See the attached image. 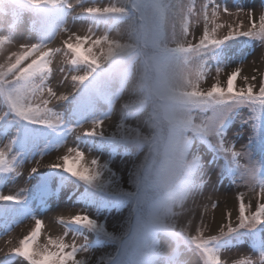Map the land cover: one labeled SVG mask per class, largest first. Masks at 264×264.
<instances>
[{
  "label": "snow or ice",
  "instance_id": "6c2138e0",
  "mask_svg": "<svg viewBox=\"0 0 264 264\" xmlns=\"http://www.w3.org/2000/svg\"><path fill=\"white\" fill-rule=\"evenodd\" d=\"M77 7L74 18L87 22L85 35L73 32L65 22ZM234 7L235 12L215 0H119L108 6H86L85 0H0V32H7L0 35V51L15 42L25 18L35 41L26 38L0 63V101L4 106L0 122L45 134L46 146H60L73 132L69 124L90 126L76 135V146L67 147L57 162L46 167L54 177L73 186L83 184L89 204L101 195L109 208L132 205L134 217L127 228L115 234L93 218L89 209H83V214L61 218L64 235L48 238L43 247L38 244L43 222L35 218L31 231L9 249L4 264H11V256L26 264H88L76 258L78 253H91L102 244H113L115 250L101 255L94 264H193V253L200 256V264H221L220 243L240 230L249 235L260 230L264 225V171L241 159L242 153L229 144L223 129L233 117L253 129L264 120V73L258 90L248 76L241 77L239 68L228 73L222 83V62L209 56L238 37L264 45V11L254 18L252 12H244L238 0ZM221 14L237 19L243 14L247 24L235 20L227 25L217 23ZM201 20L203 33L193 44L188 40L189 23ZM122 25L126 27L122 29ZM225 27L226 34L220 36L218 30ZM57 36L62 47L52 46ZM60 55L67 68L59 69L63 79L58 83L70 82L67 93H58L49 83L53 60ZM208 59L216 62L217 78L203 89L200 82L209 69ZM238 78L244 81L240 87ZM53 101H67L65 112L55 111L50 106ZM120 102V121L109 134L104 122L111 120L112 110ZM242 108L249 110L247 118L240 113ZM142 116L146 118L141 120ZM133 120L136 127H126ZM165 125L166 134L162 131ZM6 132L7 127L0 132V140H7L0 149V174L11 179L19 174L24 149H17L19 128L11 137ZM90 138L101 147L123 149L124 155L138 160L129 174L132 190L122 187L107 161L85 157L81 143ZM194 139L224 157L233 183L250 191L259 188L254 210L245 203L244 194H239L236 225L229 223L226 231L221 226L219 235L210 237L204 236L199 225L193 234L188 225L178 223L187 202L202 194L207 183L201 158L192 148ZM36 163L39 166V161ZM36 171V167L31 169V173ZM22 193L0 194V202L23 209L26 199ZM7 211L0 208V214ZM21 214L31 215L27 211ZM228 218L231 220V213ZM69 233L71 243L64 239ZM234 264H264V241L258 250Z\"/></svg>",
  "mask_w": 264,
  "mask_h": 264
},
{
  "label": "rangeland",
  "instance_id": "374dc122",
  "mask_svg": "<svg viewBox=\"0 0 264 264\" xmlns=\"http://www.w3.org/2000/svg\"><path fill=\"white\" fill-rule=\"evenodd\" d=\"M187 2V0H186ZM216 3L222 6H228L233 12L236 11L234 7L236 0H215ZM240 6L244 9V12H252L254 18L258 17L261 11H264V0H238ZM119 3V0H85L86 6H108L109 4ZM79 12L77 7L76 12L71 15L66 16L65 22L69 25L73 32L79 35H85L88 24L82 19L74 18ZM239 23L243 21L247 24V17L241 15L238 19L234 16H227L224 14L220 15L217 23L220 24H230L233 21ZM126 25H122L123 29ZM190 35L188 40L193 44L198 42L199 36L203 33V20L199 23L192 24L189 23ZM30 21L25 18L18 26V36L13 44H6L3 46V50L0 51V63H4L8 56L17 51L19 44L25 42L28 38L31 42H35L33 34L30 33ZM227 28H222L218 30V34L223 36L226 34ZM0 35H7V32H0ZM115 36V32L112 33ZM52 46L62 47L61 37L57 36L52 42ZM210 57H214L215 61L222 62L221 67L223 71L220 74V81L223 83L226 80L227 74L236 68L240 69V75L248 76L250 82L257 86L259 85L260 75L264 73V45H261L258 41L247 40L244 37H238L236 40L226 41L222 48L217 49L215 52L209 54ZM212 59H208L207 63L209 69L200 82V87L203 89L209 88L213 83L216 82V62ZM53 74L50 79V85L58 93H67L71 91L70 82H64L63 84L58 83V81L63 79V74L59 71L61 67L67 68L64 63L63 56H57L53 60ZM138 67V66H137ZM255 76L256 80L251 78ZM237 87L243 85L244 81L240 78L237 79ZM125 99H127V94H125ZM67 101H53L50 105L57 112H65L67 107ZM122 102L116 103L112 112L111 120H106L104 122V130L111 134L116 131L115 125L120 121ZM4 111V106L2 101H0V112ZM240 113L247 118L249 110L247 108H242L239 110ZM208 116L211 112L207 113ZM146 117L142 116L141 120ZM4 122H0L2 124ZM137 121H130L126 124V127L135 128ZM73 128V132L67 135L64 143L58 147H48L45 142L37 141L38 143L32 144V149L36 151L35 155H32L33 151L29 156L22 159L19 158L21 166H18L19 174L11 179H4L2 174L0 176V194H17L23 190V197L26 199V203L30 207V216L25 218H18L16 226L9 225L8 233L0 232V264L8 257L9 249L18 244L19 240L27 235L32 227H34V219L39 218L43 222V228L41 235L38 239V244L43 247L47 243L48 238L55 239L57 237L63 236L65 227L64 223H61V218H67L71 215H75L78 212L82 213L83 209H89L93 218L97 219L100 223L106 225V229L109 232L119 234L123 229L127 228L130 216V207L126 206L121 210H112L111 212L100 211L92 206H87L82 200L78 199L77 193L71 196V189L78 188L83 184L77 183L73 186L72 182H69V187L64 186V189L60 196L51 199L53 196L52 192L41 193L38 196H31V188L36 184L39 175L43 174L49 169L46 167L50 163L58 161V157L66 152L67 147H74L75 138L77 134H82L83 131L87 130L90 126L85 125L83 128H79L69 124ZM15 129V128H14ZM14 129L10 130L9 137L13 135ZM224 136L230 145L234 146L235 150L242 153L241 159L247 164L256 165L258 168L262 169L264 164V130H258L249 123H242L241 119L234 118L232 125L224 131ZM97 141L94 138L81 143V147L85 153L87 159L96 158L101 161V163L107 161L110 168L118 174L120 182L123 188L127 190H132L129 184V174L132 169L134 161L131 157L125 155H118L113 153H108L107 150L101 148L96 144ZM7 140H0V149H3ZM194 146L193 151L196 152L200 158L203 165V171L205 173V178L207 183L204 186L202 194L195 196L194 200H189L186 204V211L178 218V223L186 224L189 226V230L195 234L196 227L199 225L202 228L205 237H210L214 235H219L221 226H226L231 223L234 227L237 223L236 217L238 215V201L237 196L241 193L244 194V201L246 204L251 205L252 210H254L255 203L257 201L259 188L257 187L255 191H250L243 184L233 183V176L227 171L225 165L216 151L213 153L209 152L199 139H194L192 141ZM91 148V150H89ZM43 150V155L41 151ZM132 151H135L133 149ZM10 159V155H9ZM37 161H39V166H37ZM33 167L37 168L35 173H31ZM81 189L77 190L79 192ZM98 198H105L101 195H97ZM215 205V207H213ZM7 208L8 211L5 217L10 216V212L14 211V207L11 203L5 205L4 202H0V208ZM231 213V220L228 218V214ZM83 214V213H82ZM203 215V223H201V216ZM189 221L191 223L189 224ZM260 227H264L261 225ZM244 230H240V233L232 234L231 238L228 239V247L220 252L221 264H234V261L239 259L244 255H251L249 248L243 244L236 246V239L241 238ZM91 238V234H90ZM65 242L71 243L72 236L69 233L68 236L64 237ZM264 241V239L262 240ZM77 243H82L78 240ZM115 250V245H111L109 248H96L91 253L82 252L78 253L77 259H84L88 261V264H94L101 255H108L113 253ZM11 259V258H10ZM193 264H200V256L193 253L191 256ZM11 264H26V262L21 261L20 258L11 260Z\"/></svg>",
  "mask_w": 264,
  "mask_h": 264
},
{
  "label": "trees",
  "instance_id": "16d2710c",
  "mask_svg": "<svg viewBox=\"0 0 264 264\" xmlns=\"http://www.w3.org/2000/svg\"><path fill=\"white\" fill-rule=\"evenodd\" d=\"M163 128H166V125L162 127V131L165 133L164 129Z\"/></svg>",
  "mask_w": 264,
  "mask_h": 264
}]
</instances>
